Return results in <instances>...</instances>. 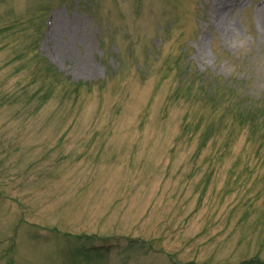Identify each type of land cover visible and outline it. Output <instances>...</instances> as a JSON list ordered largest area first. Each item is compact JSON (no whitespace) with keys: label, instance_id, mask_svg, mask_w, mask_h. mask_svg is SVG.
<instances>
[{"label":"rangeland","instance_id":"obj_1","mask_svg":"<svg viewBox=\"0 0 264 264\" xmlns=\"http://www.w3.org/2000/svg\"><path fill=\"white\" fill-rule=\"evenodd\" d=\"M262 119L264 0H0V264H264Z\"/></svg>","mask_w":264,"mask_h":264},{"label":"trees","instance_id":"obj_2","mask_svg":"<svg viewBox=\"0 0 264 264\" xmlns=\"http://www.w3.org/2000/svg\"><path fill=\"white\" fill-rule=\"evenodd\" d=\"M259 118V120L261 119V116L260 117H258ZM262 122L264 123V119H262Z\"/></svg>","mask_w":264,"mask_h":264}]
</instances>
